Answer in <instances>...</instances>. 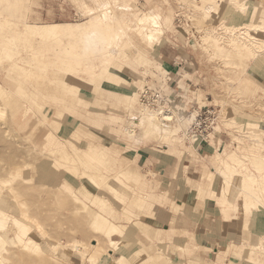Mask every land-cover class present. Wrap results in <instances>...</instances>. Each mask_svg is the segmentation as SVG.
<instances>
[{
    "label": "rangeland",
    "instance_id": "rangeland-1",
    "mask_svg": "<svg viewBox=\"0 0 264 264\" xmlns=\"http://www.w3.org/2000/svg\"><path fill=\"white\" fill-rule=\"evenodd\" d=\"M103 1L0 0V195L2 208L29 228L20 242L18 226L0 220L6 234L0 264H21L25 256L24 264H264V208L255 210L254 199L264 200V189L250 181L239 193L248 176L264 181V13L256 18L264 1L108 0L116 14L109 32L94 25ZM146 13L163 29L154 39L146 26L136 28ZM87 22L117 38L108 63L84 54V43L73 37L58 42L25 29ZM165 43L166 56L185 48L200 64L195 70L208 84L196 88L197 102L187 106L178 94L166 96ZM150 88L164 99L166 112L157 115L168 134L147 132L141 122L159 113L142 101ZM199 111L216 118L201 146L187 135ZM167 113L172 120L163 119ZM139 144L178 156L171 178L134 167ZM252 155L262 159L260 170ZM190 163L196 175L188 173ZM222 176L231 182L224 193ZM208 198L231 229L216 255L202 226L211 227L203 212ZM247 202L253 214L246 213ZM30 238L39 251L23 248ZM96 243L100 256L90 247ZM204 249L212 257L201 261L197 253ZM21 250L33 259L19 257Z\"/></svg>",
    "mask_w": 264,
    "mask_h": 264
},
{
    "label": "bare ground",
    "instance_id": "bare-ground-1",
    "mask_svg": "<svg viewBox=\"0 0 264 264\" xmlns=\"http://www.w3.org/2000/svg\"><path fill=\"white\" fill-rule=\"evenodd\" d=\"M79 1V0H78ZM113 2V1H112ZM113 4H114V2H113ZM116 6V5H115ZM117 7V6H116ZM84 8H85V6H84ZM120 8H122V7H120ZM125 9H126V7H124ZM101 9V8H100ZM115 16H116V14H115V11L113 10V8L112 7H109V5H108V0H104L103 1V6H102V10H100V12L98 13V14H96L95 15V17L93 18L95 21H94V25H95V27H97V25H99V26H101V25H103L104 27H106V28H108L107 29V31L109 32L110 31V28L109 27H111V24L112 23H114V20H115ZM119 19V18H118ZM138 21H137V26H136V28L137 29H143L142 28V26H146L147 28H145V29H143L145 32L144 33H146V35L150 38V39H154V37L155 36H159V35H161L162 33H163V29H160L159 27H160V23H159V21H158V18L156 17V15H154V14H152V13H146L145 14V16L143 17V18H138L137 19ZM116 21H117V19H116ZM90 22V21H89ZM89 22H87V23H83V24H80L78 27H76V28H70V27H64L63 25H59V24H56V25H52L51 27H46L45 29H37V26H33V25H25L26 27H25V29H27L28 31H31V30H35V31H39L38 32V34L39 35H42V36H49V37H52V38H54L56 41H58V42H61L62 40H61V38H74L75 40H77V42H78V40H80V41H82L83 43H84V48H83V53L84 54H96V56L97 55H101L102 57H103V59L105 60V62H107L108 63V61L109 60H111V58H112V56L115 54V50L116 49H113V48H116L117 47V45H118V42H117V38L115 37V38H108V36H106V34H105V32L104 31H101V30H98V29H96V28H94V27H90L91 25H89ZM126 22V21H125ZM24 23V22H23ZM151 24V26H147L148 24ZM144 24V25H143ZM127 28H130V26H127ZM76 30V32L78 33V34H76L75 33V30ZM62 36H65V37H62ZM72 38V39H73ZM235 38V37H234ZM235 41V40H234ZM233 41V44L236 42H234ZM232 42V41H231ZM74 43V42H73ZM72 43V44H73ZM80 43V42H79ZM79 43H77V44H79ZM77 47H79V46H77ZM71 48H73L74 49V45L71 47V46H69V49L71 50ZM76 48V47H75ZM72 49V50H73ZM71 50V51H72ZM110 57V58H109ZM115 60V59H114ZM149 106V105H148ZM147 106V107H148ZM143 111V110H142ZM166 112V111H165ZM168 112V111H167ZM158 113H153V114H149V115H147L145 118H144V123H143V121L141 120V122H142V124H145L146 125V130H147V132L149 131L150 133H153V134H157V135H160L161 133H166V134H168V133H170L171 132V129H170V126L169 125H167V124H165V123H161V121H159L158 120V115H157ZM160 115V114H159ZM172 115L173 114H170V113H167L166 115H165V118H163V117H161V118H163L164 120H168V121H170V120H172L173 119V117H172ZM175 116V115H174ZM48 134V133H47ZM45 136V135H44ZM47 139L49 140V142H51L52 144H54V142H55V139L53 138V137H50V135H48L47 136ZM192 140H194V141H196L197 139H194V138H191ZM252 158H253V163H254V165H255V167H256V169H258V170H260L261 168H260V164H261V158L260 157H258L257 155H252ZM230 159L232 160V161H235L236 159H235V155H231L230 156ZM225 165H227V166H229V165H231L230 164V162L229 161H224L223 162ZM48 169H52V173H55V169L53 168V167H51V168H48ZM45 175V174H44ZM44 175L43 174H41L40 175V177L41 178H44ZM46 176V175H45ZM120 177H118V179H119ZM248 178H250V179H247V178H244V180H243V182H244V184H243V187H242V189H240L239 190V193H240V195H244V192H245V190H246V188H248L249 187V184L247 183V182H250V181H253V185L254 186H256V185H261L262 186V188L264 189V181L262 182V184H261V182H259L256 178H252V177H250V176H248ZM48 179V178H47ZM49 180V179H48ZM66 183V182H65ZM67 184V183H66ZM230 184H231V182H229V181H227V179L225 178V176H222V188H221V190H220V193H224V192H226V187L228 186V187H230ZM70 185V184H69ZM262 189V190H263ZM61 189H58V191H60ZM16 193V192H15ZM24 193V192H23ZM9 196H11V197H13L14 198V194L12 195V193H10L9 194ZM47 198V197H46ZM3 199V196L1 197V195H0V220H5V221H7V220H9L13 225H15V226H18L17 227V229H18V231L20 232V234H19V236H18V238H19V240H20V242H23V240H21V235H22V231H25L26 230V226H23V225H21L19 222L20 221H18V219H17V217H15L14 215H11L10 213H8V212H6V210H4L2 207H3V204L2 203H4V204H6V201H4V200H2ZM255 200H256V202H257V204H256V209L255 210H258L259 209V207H263L264 208V200L262 199L261 200V198L260 197H255L254 198ZM97 200L98 201H100V202H102L99 198H97ZM7 201H9L10 203H13L14 202V199H8ZM43 201V200H42ZM44 202V201H43ZM42 202V203H43ZM46 205H47V203H46ZM45 205V208L47 207ZM245 205H246V207H245V209H246V213H249V215L250 214H253L254 213V211H253V209H252V206H251V204H248V202L247 203H245ZM33 206V205H32ZM35 208V207H34ZM254 208V207H253ZM37 209V208H36ZM35 210V209H34ZM33 210V211H34ZM46 210H48V208H46ZM45 211V210H44ZM36 213L38 212V211H35ZM51 212V211H50ZM23 215H26L25 213H22ZM47 214H49V213H47ZM49 217V216H48ZM37 223V222H36ZM39 223V222H38ZM36 224L37 226L39 225V224ZM50 225V224H49ZM107 226V225H106ZM21 227V228H20ZM40 227V226H39ZM108 227H110V226H108ZM112 228H113V225H112ZM29 228H27V230H28ZM97 229H99V228H97ZM26 230V231H27ZM2 232V233H1ZM38 236V235H37ZM6 238V234H3V229H0V244H4L5 243V239ZM33 238V237H32ZM32 238H30L28 241H26L24 244H23V248L24 249H28V250H34V249H36V250H38V249H40L39 248V245H38V243L37 244H34V246H32L31 248H30V246L29 245H31L30 244V242L32 241ZM13 239V238H12ZM12 241H14V239L12 240ZM97 242V241H96ZM98 244H99V242H97ZM92 244V246H90L91 248L93 247V252L95 251L97 254H98V251L100 252V248H99V245L98 244ZM111 244H115V245H117V242H115V241H112V243ZM115 249V248H114ZM27 250V251H28ZM91 250V249H90ZM107 250V249H106ZM109 250V249H108ZM25 251L26 250H24V253H22V250L20 251V253H22L21 255H20V253L19 254H17L19 257L21 256V258H23L22 256H24V254H26V253H28V252H26L25 253ZM39 251V250H38ZM111 251V250H110ZM109 251V252H110ZM30 252V251H29ZM43 252V251H42ZM102 252V251H101ZM113 253V252H112ZM29 254V256H31L32 257V255H34V254H32V255H30V253H28ZM41 254H43V253H41ZM102 254V253H101ZM27 255V254H26ZM45 255H47V254H45ZM95 255V254H94ZM16 256V255H15ZM17 256V257H18ZM37 257L38 256H40V255H36ZM49 256V255H48ZM47 256V257H48ZM50 256H51V254H50ZM90 256V255H89ZM98 256H100V253L98 254ZM26 257H28V256H25L24 258L26 259H19L18 260V263L20 262L21 264H24L25 263V261H27L28 259L26 258ZM43 257V256H42ZM47 257L45 256V259L47 260ZM15 258V257H14ZM30 258V257H29ZM39 258V257H38ZM49 258V257H48ZM32 259H33V257H32ZM40 259H41V257H40ZM9 260H10V258H9ZM9 260H7V261H9ZM41 260H43V258L41 259ZM24 261V263H22ZM33 261V260H32ZM34 261H35V259H34ZM33 261V262H34ZM44 261V260H43ZM116 261H119V260H116ZM12 262V261H11ZM15 262H17V261H15ZM30 262H31V260H30ZM27 263V264H32V262L31 263ZM36 262H38V259L36 260ZM36 262H34L33 264H36ZM41 262V261H40ZM9 263H10V261H9ZM43 263V262H42ZM41 263V264H42ZM82 263V262H81ZM84 263V262H83ZM14 264V263H13ZM67 264H68V262H67Z\"/></svg>",
    "mask_w": 264,
    "mask_h": 264
},
{
    "label": "crops",
    "instance_id": "crops-1",
    "mask_svg": "<svg viewBox=\"0 0 264 264\" xmlns=\"http://www.w3.org/2000/svg\"><path fill=\"white\" fill-rule=\"evenodd\" d=\"M251 1V3H262L264 0H247ZM264 8V5L258 6V12L256 13V18L261 19L263 18L264 11L261 10ZM169 45L167 43L160 48L161 51V59L162 60V73L161 76L168 77L169 80V87L166 91V96H174L175 94L176 99L182 101L183 104H186L188 106L189 103L197 102V94L200 89L199 88H205L207 86V82L205 79H203L202 74L196 72L195 68L199 67L196 60L193 59L191 62L190 56L185 54V48H173L176 53L174 55L166 56L165 52L168 51ZM183 51L181 61L179 62V58L177 57V54L179 52ZM190 62V63H189ZM192 65V66H190ZM187 69H192V71H187ZM163 74V75H162ZM187 76L189 78H187ZM163 78V77H162ZM166 79V78H165ZM167 81V80H166ZM168 83V82H167ZM154 86H152L153 88ZM195 91V92H194ZM186 100V101H185ZM170 105V104H169ZM172 105H170L171 108ZM202 138L199 137V143L198 145L201 146ZM208 142V141H207ZM152 146H142V144H139L135 147L133 159H134V167L135 168H148L149 171H152L156 173V175L160 176V179L163 178H171L172 174L174 173V167L176 164L180 161H178V156L172 155L166 156L167 151L166 150H158V148ZM179 164V163H178ZM189 174L196 175V169L192 168V163L190 165L186 166ZM192 170V172H191ZM220 208L217 205V202L214 198H208L204 204H203V212L204 217L206 218L208 224L211 227H207L206 225H202L206 228V235L209 236L208 242L209 245L216 250V247L219 245V243L223 242L228 238V236L225 234L231 229L228 227H225V224L222 216L220 214ZM205 230V229H204ZM227 230V231H226ZM226 231V232H225ZM198 244H204L207 245V243H198ZM225 249V247H223ZM215 255L219 254V251L214 252ZM198 257L201 261L205 260V258L208 259L211 258V251L209 250H201L198 253ZM220 259V258H219ZM248 263V262H247ZM246 263V264H247Z\"/></svg>",
    "mask_w": 264,
    "mask_h": 264
},
{
    "label": "built area",
    "instance_id": "built-area-1",
    "mask_svg": "<svg viewBox=\"0 0 264 264\" xmlns=\"http://www.w3.org/2000/svg\"><path fill=\"white\" fill-rule=\"evenodd\" d=\"M151 90L152 88H150L149 90L146 89L143 92L141 97L142 101H144L146 105H149L153 110L159 111L158 114L161 115L165 112V109L162 107L164 99L160 94L152 92ZM214 115V112H209V115L203 118V116L200 114V111L197 112L191 121L190 127L187 131V135L190 138H198V140L199 137H201V142L208 141L209 132L213 130V127L216 123V118L214 117Z\"/></svg>",
    "mask_w": 264,
    "mask_h": 264
}]
</instances>
